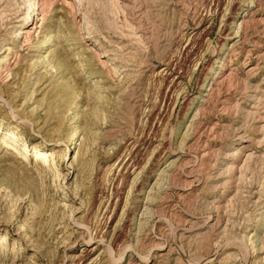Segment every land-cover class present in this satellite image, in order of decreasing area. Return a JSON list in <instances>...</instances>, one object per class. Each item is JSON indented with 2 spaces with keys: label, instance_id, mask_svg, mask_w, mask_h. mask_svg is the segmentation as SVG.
Segmentation results:
<instances>
[{
  "label": "rangeland",
  "instance_id": "374dc122",
  "mask_svg": "<svg viewBox=\"0 0 264 264\" xmlns=\"http://www.w3.org/2000/svg\"><path fill=\"white\" fill-rule=\"evenodd\" d=\"M40 1L0 0V264H264V0Z\"/></svg>",
  "mask_w": 264,
  "mask_h": 264
},
{
  "label": "bare ground",
  "instance_id": "6f19581e",
  "mask_svg": "<svg viewBox=\"0 0 264 264\" xmlns=\"http://www.w3.org/2000/svg\"><path fill=\"white\" fill-rule=\"evenodd\" d=\"M62 3H64L65 5H67L69 8H73V4H71L70 2H68L67 0H60ZM54 3V2H53ZM42 4V2L40 1V0H34V2H33V10H32V12H34V15H33V17H30V18H28V20L26 21V23L24 24V37L26 38L27 36H28V38H29V35H31V33H33V31H34V29L36 28V25H37V18H38V15H42L41 14V9H42V7H41V9H40V5ZM52 5V4H51ZM31 12V11H30ZM247 17V15L246 14H243L242 16H241V20H240V25H239V29L241 28L242 29V25H243V23H244V20H245V18ZM43 20V16H41L40 18H39V21H42ZM246 20H248V19H246ZM245 20V21H246ZM246 23V22H245ZM240 30L238 31V35L236 36L237 38H239L240 37ZM237 42V41H236ZM235 44H233V46H234ZM6 53V55L5 56H2L3 54H5ZM12 53V49H9V48H7L6 49V51L3 53V54H1L0 55V67H2L6 62H8L9 61V56H10V54ZM96 53V52H95ZM12 55V54H11ZM101 57V56H100ZM258 64V63H257ZM255 69V67H252L251 68V71L252 70H254ZM220 79V77H215L214 79H212L211 81H210V83H209V89L206 91V93L204 94V96L205 97H208L209 95H211V93H212V90H213V88L215 87V86H218L219 84H221V80H219ZM202 104H200V106H201ZM200 110V109H199ZM200 112V111H199ZM259 116V115H258ZM260 118V117H259ZM15 136H16V133L15 132H10V133H6V134H3L2 135V142H4V141H10V140H12L13 141V143L15 144V142L17 141L16 139H15ZM261 141V140H260ZM15 145H17V143L15 144ZM239 154V153H238ZM237 154V155H238ZM54 154H50V153H44V154H39V155H37L36 157H35V159H34V162L36 163V165H40V166H45V165H47L48 163H50L49 161H50V157H52ZM179 157V156H178ZM251 157H253V154L251 153V154H247L246 155V159H245V161L243 162V159L242 160H235L234 162H232V170L233 169H238L239 168V166H238V163L239 162H243V165L239 168V172L241 173L244 169H245V167H247V162H248V160L251 158ZM180 158H183V157H179V159ZM178 159V160H179ZM228 161H230L231 159H227ZM253 236V235H252ZM4 243V242H3Z\"/></svg>",
  "mask_w": 264,
  "mask_h": 264
}]
</instances>
